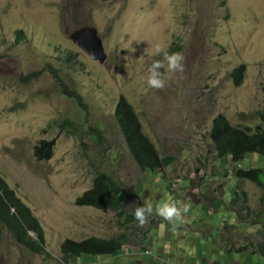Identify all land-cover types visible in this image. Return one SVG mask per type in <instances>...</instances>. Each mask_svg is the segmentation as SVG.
Listing matches in <instances>:
<instances>
[{"label":"rangeland","instance_id":"rangeland-1","mask_svg":"<svg viewBox=\"0 0 264 264\" xmlns=\"http://www.w3.org/2000/svg\"><path fill=\"white\" fill-rule=\"evenodd\" d=\"M86 26L103 40V63L71 38ZM149 43L169 52L179 46L185 57L184 72L169 74L162 90L145 82L151 61L162 58L146 56ZM241 64L246 71L236 85L231 72ZM121 95L160 158L171 157L155 175L137 166L124 142L114 117ZM219 113L234 126L255 130L264 123V0H0V176L31 207L49 251L31 252L0 226V264H83L64 257L66 238L120 234L129 248L124 257L104 255L89 264H202L230 252L244 259L246 252L221 246L233 248L227 239L264 243L258 216H264V188L238 179L231 158H217L210 133ZM42 141L54 143L49 160L35 156ZM239 166L264 169V161L250 154ZM99 172L127 187L123 218L77 207ZM236 190L245 204H235ZM194 194L223 199L226 210L214 201L216 213L185 215L175 229L155 211L143 227L129 222L144 203L155 210L171 200L202 211ZM232 209L242 210L241 217ZM218 217H234L243 229L222 223L223 239L214 229L207 235ZM257 257L264 255L254 262Z\"/></svg>","mask_w":264,"mask_h":264},{"label":"trees","instance_id":"trees-1","mask_svg":"<svg viewBox=\"0 0 264 264\" xmlns=\"http://www.w3.org/2000/svg\"><path fill=\"white\" fill-rule=\"evenodd\" d=\"M179 46H174V51H179ZM246 66L237 67L232 72V78L238 85L242 82ZM27 81L31 80L26 76ZM72 97L77 96L75 93L68 91ZM81 103L82 100L78 99ZM114 117L119 125L123 135L124 142L132 159L141 169L150 171L154 175L157 168H163L166 164H171V157L160 158L151 140L144 134L142 124L138 113L132 103L124 96L118 98ZM210 136L213 141V148L217 158H231L233 164L238 168L234 173L239 179L249 180L259 187L264 188V169L255 167L249 170L240 168L239 164L250 154L259 156L260 163L264 161V123L256 126L255 130L248 127L231 125L227 117L219 113L212 121ZM53 142L42 141L35 148V156L39 160H49L52 158ZM142 187V185L140 186ZM6 186L0 183V226L3 230L13 235L14 239L26 246L31 252L48 255L46 249V237L43 228L40 226L38 219L27 207L21 205L19 199L14 194L7 191ZM237 202H246L245 194H237ZM124 192L118 181L111 175L99 172L96 175L93 188L88 190L82 197L76 200L78 207H93L99 211L108 213L109 211L119 212V217L126 215L125 205L123 204ZM163 199V198H162ZM20 206L21 218L9 213V207ZM248 209V208H246ZM233 212V211H230ZM242 213V210H236ZM259 216V222L264 221L263 215ZM132 222V217L129 218ZM31 232L36 233L33 236ZM127 242L125 235H117L115 238H104L98 236H89L82 240L66 238L60 245L64 257L79 260L83 264L93 263L100 259L101 256L111 255L119 256L122 254L124 244ZM226 250V249H225ZM227 251V250H226ZM256 251L264 255V243L257 244ZM83 261V262H82ZM155 264L153 261H151Z\"/></svg>","mask_w":264,"mask_h":264},{"label":"clouds","instance_id":"clouds-1","mask_svg":"<svg viewBox=\"0 0 264 264\" xmlns=\"http://www.w3.org/2000/svg\"><path fill=\"white\" fill-rule=\"evenodd\" d=\"M80 28L74 29V31L72 33H74L75 31H77ZM22 33L23 32L21 30L17 31L18 40H19L20 35ZM99 37H100V35H99ZM103 45H104V43H103ZM144 51H145L146 56H148L149 58H151L153 56H161L162 57L161 59H153L151 61L150 65L148 66L147 75L145 77V82H146L147 87L149 89H155V90L164 89L165 85L167 83L169 74L183 73L184 70H185V67H184V59H185V57H184L182 52H179V51L175 52L174 48L172 49V52H169L166 49H164L160 44H156L155 46H152L150 44V47L146 48ZM144 56L145 55H142L140 58L143 59ZM241 66H246V65L245 64H241L238 67H241ZM235 68H237V67H235ZM233 70H232V72H233ZM245 71H246V69H245ZM232 72H231V76H232ZM212 121H213V119H212ZM260 124H262V123H260ZM244 127H248V126H244ZM142 129H143V127H142ZM168 165H170V164H168ZM168 165H164L163 168L168 166ZM137 166L139 168H141L138 164H137ZM146 172L151 173L150 171H146ZM151 174H153V173H151ZM93 182H95V181H93ZM0 183H1L2 186H6L8 188L7 189L8 192L14 194V196H16V198L20 200L21 205L27 207L34 214V212L32 211L31 207H29L26 204V202L18 195L17 191H15L14 188L10 187L7 184V182L1 176H0ZM118 183H119V185L121 187V192H124V194H122V195H124V197L129 195L128 192H127V187L125 185H123L122 183H120V182H118ZM200 183H201V186L204 185L203 177H202V180L200 181ZM220 187H221V185H220ZM92 188H93V186H92ZM203 188H204V186H203ZM207 188L208 189L206 190V192L208 194H212V191L214 189L212 187H207ZM142 190H143V186L142 187L138 186V190L135 193L138 194ZM86 192H88V190L85 191L80 197H82ZM236 192H237V190H236ZM80 197H78V198H80ZM194 198L197 199V201L199 202V205H200L202 211L197 212V211L193 210L192 212H189L191 210V205L190 204L184 203L183 205H181L179 202H175V201H171V200H167V201H164L162 203L157 204L155 206V210H154L153 205L151 203H144V204H142L140 206H136L135 207L134 215L132 216V222H133V220L136 219L138 221L139 226L143 227L149 222V217H151L153 215V212L155 211V215H157V216L161 217L163 220L167 221L170 225H172L173 229H175L177 226H179V225L184 223L185 215L186 216H192V218L195 219L198 214H204L203 211L210 212V213H206V214L216 213L217 212L216 210H212L214 201L216 202V207H224V209L226 207V202L223 199H219L217 197L215 199H212V198H208V195H201V194L197 195V194H194ZM19 208H20V206H18V207L10 206L9 207V213L13 214V215H16V216H19L21 218L22 214L20 213V209ZM81 208H93V207L84 206V207H81ZM93 209H96V208H93ZM232 211L233 212H231V213L233 214L234 217L236 215L241 217L240 213L236 212L235 209H232ZM233 218L232 219H223L221 217L220 218L218 217V218H216L214 220V224L213 225L209 224L208 220H204L202 222V224L208 223V225L210 227V229L208 230V234L207 235H209V233L211 232V229H214L213 231L218 233V238L223 239V236L219 235V233L222 232V227H221L222 223H227L230 227H235L237 225L238 228L243 229L242 228L243 222H234ZM159 226H161V224L158 225V227ZM164 226H166V225H164ZM196 233L198 235H200V236H203L199 232H196ZM31 234L33 236L36 235V233H34V232H31ZM164 238H166V237H164ZM171 239H172V237H171ZM166 240H169V239L166 238ZM216 242H218V239H216ZM225 242H227L233 248H231V249L230 248H225L224 246H221L218 243L217 244H218V246H221V247L225 248L227 251H230L232 249H237V250H239L241 252V254L245 253V252L249 253V254H251V252H253L255 254H258L256 249H257V244H259L260 242L253 241V245L252 246H251L252 240H249V242H247V243H239L236 240L227 239ZM248 243L250 244V247H247ZM125 245H126V243L124 244V249L122 250V254L120 255V257H124L126 255V253L128 252V250H129V248H126ZM150 254L153 255V251H151ZM108 256H110L111 258H118L119 257V256L115 257V256H111V255H108ZM204 261H206V260H204Z\"/></svg>","mask_w":264,"mask_h":264},{"label":"water","instance_id":"water-1","mask_svg":"<svg viewBox=\"0 0 264 264\" xmlns=\"http://www.w3.org/2000/svg\"><path fill=\"white\" fill-rule=\"evenodd\" d=\"M71 38L89 55L92 60L103 63L107 54L102 39L96 29L82 27L71 34Z\"/></svg>","mask_w":264,"mask_h":264},{"label":"crops","instance_id":"crops-1","mask_svg":"<svg viewBox=\"0 0 264 264\" xmlns=\"http://www.w3.org/2000/svg\"><path fill=\"white\" fill-rule=\"evenodd\" d=\"M255 255L256 254L249 255V253H246L243 259V258L232 257V253L230 252L228 253L227 257H225L224 259H221V260L208 259L204 261V263L202 264H264V257H260V259L257 257L256 262H254ZM187 256L188 255L185 254V258H187Z\"/></svg>","mask_w":264,"mask_h":264}]
</instances>
